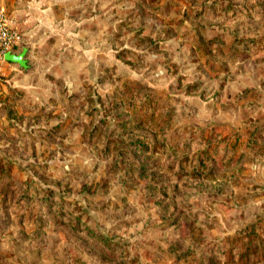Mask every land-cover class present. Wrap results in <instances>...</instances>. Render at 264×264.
<instances>
[{
	"label": "rangeland",
	"instance_id": "1",
	"mask_svg": "<svg viewBox=\"0 0 264 264\" xmlns=\"http://www.w3.org/2000/svg\"><path fill=\"white\" fill-rule=\"evenodd\" d=\"M76 2L0 74V264H264V0Z\"/></svg>",
	"mask_w": 264,
	"mask_h": 264
},
{
	"label": "crops",
	"instance_id": "2",
	"mask_svg": "<svg viewBox=\"0 0 264 264\" xmlns=\"http://www.w3.org/2000/svg\"><path fill=\"white\" fill-rule=\"evenodd\" d=\"M76 6V0H0V8L16 20L17 27L22 34V41L11 53L17 55L24 51L23 57L26 62V66L23 67L16 62L6 60L1 75L12 74L9 76V79L13 81L12 85L21 86L24 75L22 71L29 70L31 63L33 64L35 48L50 38L59 36L62 43L71 45L69 42L76 40V35L80 47V36L75 33L74 27L79 26L81 20L74 18L71 14ZM65 7L68 9L62 11ZM88 19H92V14ZM60 29L65 30L63 35H59ZM66 35L70 40L65 38Z\"/></svg>",
	"mask_w": 264,
	"mask_h": 264
},
{
	"label": "trees",
	"instance_id": "3",
	"mask_svg": "<svg viewBox=\"0 0 264 264\" xmlns=\"http://www.w3.org/2000/svg\"><path fill=\"white\" fill-rule=\"evenodd\" d=\"M252 134H255V133L252 132ZM255 137L256 136L252 137L253 140ZM254 145L255 144H252L251 142L248 144L249 147H253ZM256 148H258V150H260L261 152H264V144H258V145H256ZM172 149H174V148H172ZM210 162H211V165L214 167V165H213L215 163L214 160L210 159ZM203 170H204V168L201 170L194 168L192 171L195 173H201V171H203ZM226 175H227L226 179H230L231 177H233L234 174H226ZM61 206L62 207L65 206V203H61ZM77 218H80V217L78 216ZM253 223L254 222H252V224ZM253 226H254V224H253ZM242 229L240 230V232H241L240 239H243V240L245 239V241L243 242V241L239 240V244H241V243L243 244V249L241 250L242 252L240 254L247 258L249 255H252L254 253L253 252L254 249L259 248L260 249L259 257L261 256L264 260V241H263L264 238L261 236L262 234L260 235V234L255 232V229H252L251 231L248 230V233H250V234L246 238V237H244V235H242V233H243ZM87 230H88L89 235L92 236L93 238H95L101 242L104 241V243H106L107 246L111 245L106 240H103L101 234H99L94 228L88 226Z\"/></svg>",
	"mask_w": 264,
	"mask_h": 264
},
{
	"label": "built area",
	"instance_id": "4",
	"mask_svg": "<svg viewBox=\"0 0 264 264\" xmlns=\"http://www.w3.org/2000/svg\"><path fill=\"white\" fill-rule=\"evenodd\" d=\"M22 41L16 20L0 8V74L6 62L5 54L11 52Z\"/></svg>",
	"mask_w": 264,
	"mask_h": 264
},
{
	"label": "water",
	"instance_id": "5",
	"mask_svg": "<svg viewBox=\"0 0 264 264\" xmlns=\"http://www.w3.org/2000/svg\"><path fill=\"white\" fill-rule=\"evenodd\" d=\"M24 51H22L20 54H12L11 52H7L5 54V59L7 61H13V62H16L18 63L20 66H23L25 67L26 66V62H25V59H24Z\"/></svg>",
	"mask_w": 264,
	"mask_h": 264
}]
</instances>
